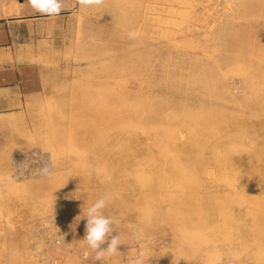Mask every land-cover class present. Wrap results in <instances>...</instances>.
<instances>
[{"label": "rangeland", "instance_id": "obj_1", "mask_svg": "<svg viewBox=\"0 0 264 264\" xmlns=\"http://www.w3.org/2000/svg\"><path fill=\"white\" fill-rule=\"evenodd\" d=\"M181 1L105 0L104 4L99 7L84 8L78 5L76 0H62L63 10L58 16L51 17L36 12L37 14L30 16L29 20L13 28L12 42L0 45V71H6L11 68H18L23 71L22 79L20 78L21 81L19 82L22 86V93L18 95L20 97L18 103L9 105L10 108L3 111L1 110L0 112V264H54L53 259L55 257L58 258V264H128V261L134 258L141 250L145 253L144 264H264V104L261 103L264 102V78H262L264 77V46H262L264 45V34L262 32L264 31V28H262L264 26V0H258V2L257 0H233V2L232 0ZM139 2L142 3L138 4ZM240 2H244L245 5L243 3V6H240ZM150 4L151 7L149 6ZM235 5L241 8H236ZM247 5L253 8H249ZM124 6L127 7V10L124 9ZM243 7L250 10L247 9L246 11ZM241 9H243L241 12L242 15L239 14ZM174 10L175 12H172ZM235 10L237 12L239 11V13H235ZM16 12H19V10H16ZM30 12L35 11L31 8ZM122 12L124 13L123 16ZM256 12L257 14H255ZM133 16L134 21L130 22L129 19ZM250 16L251 19L248 18ZM142 17L143 19L145 17V19L143 20ZM242 24H244L243 27L241 26ZM252 24H254L253 27H251ZM80 25H82V27ZM153 25L157 28H153ZM136 26L141 37L133 40L126 37L129 35H124L123 31L129 33L136 31ZM232 26L235 30L232 29ZM237 26L238 28H236ZM164 27H166L165 31ZM260 27L262 30L259 29ZM101 32L102 34H98ZM236 32L239 33L238 39L234 38ZM105 34L106 38H104ZM144 34L147 37H145ZM253 34L254 36H251ZM261 34H263V37ZM242 36L244 38H242ZM150 37L152 38L151 40ZM233 39L235 43L231 42ZM108 44L111 45L107 48ZM256 46L259 48L256 49ZM181 47L184 48L182 49ZM99 49L102 50L101 54ZM150 50L152 52H149ZM104 51L105 53H103ZM106 53L112 54L107 55ZM103 54H106V56ZM240 54H242V56H240ZM131 55H133V57ZM143 55L147 56L148 59L145 62L144 60L146 58ZM114 57H117V63L120 61L118 66H121L122 69L117 66V63L113 60ZM139 57L142 58L140 61ZM231 57L238 61L233 60ZM242 58L244 60H242ZM91 60L93 62L95 61V64ZM111 60L114 61V64H116L115 66L112 65L113 62H111ZM141 60L143 61L141 62ZM100 61L104 62L101 63ZM124 61L125 63L127 62V65L124 63L121 64V62ZM149 61L151 63L150 65ZM250 61L251 63H249ZM105 62L108 64L105 65ZM237 62H239V65L242 64L241 67H235V65H238ZM130 63L133 65H129ZM256 65L259 66V70ZM110 66L111 70H109ZM176 66L179 67L182 72ZM132 68L136 71H132ZM107 69L109 71H107ZM114 71L118 74L115 73L114 75ZM171 72L173 73L171 74ZM260 72L263 76H261L262 74H260ZM135 73H137V75ZM256 73L258 74V78ZM169 74H171V76ZM177 74L179 76H177ZM185 74L186 76L184 78ZM244 74L246 75L245 78ZM132 75L133 77H130ZM249 75L251 77L256 76V79L252 78L250 81L251 77H249ZM107 76L110 78L109 81ZM121 76L125 77L122 78ZM172 76L175 78L173 77L171 80L170 77ZM181 76L183 78H180ZM117 77L118 79L120 78L118 81L116 79ZM125 78L126 80L128 79L126 82ZM159 78L160 80H158ZM204 78L205 83L203 82L204 80H202ZM129 79L130 82L128 83ZM161 81H163V83ZM254 81L256 82L255 84ZM115 82H117L118 86ZM118 82L122 83L119 85ZM173 82H175L179 88H177L175 84L170 86ZM179 82L182 85H180ZM209 82L211 84H208ZM234 82H237L235 85L237 88H234ZM166 84H168V86ZM207 84L209 87H207ZM256 84L257 86H255ZM7 85H9L8 81L1 84L0 87L3 88ZM126 86H128L130 92L127 91L128 89ZM143 87L147 89L143 90ZM181 87L183 89H181ZM100 88L104 92H100ZM249 88L253 89V91ZM179 89H181V92H178ZM146 90H148L149 93ZM183 90L184 92H182ZM185 90L188 91V93ZM191 90L193 92H190ZM98 91L102 93V95L107 93L103 95H106V98L98 94ZM117 91H119V93ZM124 91L125 93H123ZM137 91H139V95L143 93V96L140 95V97H137ZM255 91L258 97L253 94ZM150 92L152 93L150 94ZM185 92L188 95H186ZM191 93H193V95L190 97ZM123 94H125V96ZM162 94L163 96L161 97ZM234 94L235 96H233ZM123 96L126 98L125 100H123ZM107 97L110 100L107 101L108 104H106V100H108ZM151 97H155L156 99H152ZM163 97H165V99H163ZM166 97H168V100H166ZM247 99H249L250 102L249 100L247 101ZM140 100H143V102ZM162 100H164L165 103ZM111 101H113V103ZM120 101H122V104ZM154 101L158 103L156 102L154 104ZM180 101H182L183 104ZM135 103H138L137 106ZM161 103L167 105L165 106ZM157 104H161V107L158 109L161 110L158 113L155 112L157 111L156 109L154 110ZM103 105L107 107H103ZM159 105L156 108H158ZM260 105L263 107L262 109ZM83 106L85 107L84 110L82 109ZM243 106L246 108L242 110ZM147 107L150 110H147ZM96 108L98 113L95 110ZM101 108L102 110L106 108V110L110 111L107 112V114H114L112 112L113 109L116 114L118 112V115L121 111H126L124 114L125 117L132 114L131 116H133V118H129L131 120L128 119L132 125L130 124L129 127L128 124L130 122L125 125L126 127L116 125L113 122L114 115H111L112 117L110 116L113 119L111 121V119H109L110 117L108 118L110 114L107 115L105 110L103 113ZM173 108H176L175 110L177 112L173 110ZM90 109L92 110L89 111ZM118 109L119 111L116 112ZM182 109L186 110L187 114L183 111L185 116L182 114ZM99 110L102 112L100 113ZM139 110L141 111L139 112ZM178 110L183 116L180 114L178 115ZM193 110L196 113H192ZM164 111L165 113L167 111L169 113L172 111V114H170L173 117L171 118L169 113L165 115V113H163ZM188 111H191L194 118L190 116L191 114L188 115L190 113H188ZM150 112H153V116ZM174 112L182 119H179L177 116L176 119ZM160 113L162 114L160 115ZM122 114L123 113H121L120 116ZM245 114L247 116H245ZM102 115L104 118H100ZM187 115L190 116V118ZM167 116H170L168 117V122L170 121L169 125L165 120ZM187 118L190 120L192 118L191 121H194L191 123L189 120L190 122H188ZM96 119L100 120L98 121ZM89 120L90 122H88ZM184 120H186L187 123L184 122ZM210 120H213L216 125L214 124L213 126ZM158 121L165 122L166 124H159V126L162 125L170 131H161L158 128ZM146 122H148V124ZM133 123L135 125H133ZM144 123L146 124L144 125ZM171 123L176 126L174 127ZM181 123H185L187 126L185 124L180 125ZM91 124L94 126L97 125L94 127L91 126ZM138 124H140L139 127ZM191 124H194L191 126L192 128H190ZM113 125L117 130L114 129ZM200 125L201 127L199 128ZM206 125L208 127H206ZM218 126L219 128H217ZM108 127L111 131L107 130ZM120 127L124 129V132L121 131ZM134 127H136L138 135L137 132L133 130L135 129ZM141 127L143 129H139ZM148 127L153 128H150L151 131H147L149 130ZM100 130L103 132L101 133ZM106 130L108 132H105ZM180 130L182 133L184 131L185 134L180 133ZM186 131H188V134ZM192 132L195 134H192ZM175 133L178 134L180 140L184 139L180 138V134L184 136L187 134L193 138L195 135L196 140L195 138L193 139L189 136H185V139H187V137L190 138V140L189 138L187 141L185 140V143L183 142L184 140H178L177 142L174 140L172 141V139L176 137ZM189 133H191V135ZM124 134L126 135L124 136ZM153 134H157V136ZM212 135L214 137L217 136L216 139H214ZM154 136L155 138L153 139ZM148 137L151 139L149 140ZM208 137H212V140L208 139L210 140V142H208L209 145L204 143L206 142L204 139L207 140ZM161 138L162 140L169 138V143H172L171 145L169 144V149L167 148L168 153L172 154V150L175 145H177L175 148L176 150L174 149L176 153L178 152L175 156L176 158L174 156L172 157L171 154H167V151L163 148V152L167 154V157H165V154L160 150L162 147L159 149V146H163L161 144ZM120 139L124 143L123 146ZM125 139L126 141H124ZM155 141H158L156 146ZM113 142L115 146L112 145ZM163 142L164 141H162V143ZM196 143L199 144V147H197ZM202 143H204V147ZM147 144L150 146L148 145V147ZM200 145H202V148ZM250 146L254 153L250 149ZM170 147L173 149L171 150ZM181 148L182 151L180 152L182 153L179 152ZM197 148L198 150L200 148V151H198ZM214 149L217 150L216 153H214ZM174 150L173 153L175 152ZM196 151H198V154ZM183 152H186L185 156ZM251 152L253 154H251ZM178 154L182 155V158L179 157ZM195 154H197L196 157ZM198 155H200L199 158H197ZM194 157L204 164L201 163L200 165V161H198V164L197 160H195L196 163L194 160L192 161V159H195ZM142 159H144L143 162H141ZM152 159L153 161H151ZM186 159L188 161H186ZM164 161L166 164L169 161V164L166 165ZM173 161L175 165L179 162L178 165H176L177 168H195L196 166L197 170L200 172L203 167L202 171L208 170L211 172L213 170L214 174L217 173V175L215 174L214 176L218 177L213 178L215 181L210 182H214L212 187L217 197L214 200L217 209H215V212L210 218L207 217V224H204V226H197V228L205 227L204 231L206 229H212L209 227L216 226L215 229L217 230L213 228L214 230L212 229L204 232V238H209L207 239L208 241L213 240L215 244H213L214 247L209 243H206L207 245L209 244L207 246L204 242L201 243V241L197 239L201 245L200 250L198 249L199 246H196L198 242L190 244L187 240L184 241L183 237L185 238V235L183 236L181 232L177 235V231L173 229L170 224L163 221V216L160 217L161 213L159 215L158 208L155 210L154 207L157 205L155 202L153 203L151 197L148 201L153 207L148 204L147 198L144 199L143 202L141 199L138 198L137 200V198L134 197V191L136 196L137 183H139L138 179L140 177H143L145 173L151 177L153 175L151 172L155 171L161 164L160 167L166 165L162 168H171L170 164L172 162V167H174ZM18 163H20L19 168L17 167ZM139 163H141L142 168L144 167V172L142 171L143 169L139 172L141 169ZM153 163L154 166H152ZM185 164L188 165L186 166ZM205 164L208 166H204ZM224 164H226L225 168L228 169H226L227 171L225 172ZM134 165L135 168H133ZM149 166H152V168L149 169L150 171L148 170ZM45 167L49 168L51 173L49 175L38 174V170ZM136 168L139 170H136ZM145 169L147 170L145 171ZM152 169L154 170L152 171ZM233 169L237 174L232 171ZM197 170L193 172H198ZM214 170L216 172H214ZM149 172L151 174H148ZM231 172L233 173L232 175ZM238 173H241V175ZM250 173H252L253 176L251 175L250 177ZM146 176H144L145 180L148 179ZM240 176L242 177L241 179ZM244 176L249 177L251 181H249V178L245 179ZM235 177H237L238 180ZM217 181L218 183H215ZM236 181L239 183H236ZM243 181L246 182L244 183ZM256 185L258 186L256 187ZM133 188L135 190H133ZM29 190L30 192L27 193ZM254 190L256 194H259L258 196L263 198L261 199L259 197L260 200L256 198L254 201L252 199L245 200L244 198H246V195L249 194L248 196H251L254 194ZM260 193H262V195H260ZM105 194H110L111 200L107 203L106 208L103 210V214L112 218L113 235L119 234L122 245L118 246L119 253L113 257L105 256V259L100 262L96 261V253L87 246L83 239L86 234L87 220L85 215L87 208ZM148 196L149 195L146 197ZM210 200V197H204V202L202 201L201 203L202 205H205L203 203L208 205ZM248 201H251V203ZM140 202L143 203L141 204ZM145 203L147 205H145ZM146 213L148 215L150 214V217H148ZM259 216L260 218H258ZM147 218L151 220L149 221ZM160 218H162L163 224L159 222L161 221L159 220ZM226 218H228L227 221ZM194 220L195 222L198 221L196 219ZM254 220L256 221L254 223L255 225L251 228V224H253ZM146 221L151 223L149 224ZM146 223L149 225L146 226ZM244 223L248 224H246L247 227ZM151 224L152 226L155 224L158 225L151 227ZM243 224L246 228L241 226ZM162 225L163 227H161ZM170 226L175 231V235ZM205 233H208V235ZM224 233L226 236L223 235ZM233 233L237 236L235 237ZM174 236L175 239L172 238ZM224 238L228 242L226 240L224 241ZM57 239L61 240L60 245H56L55 241ZM250 240H253L254 243ZM229 241L232 242L229 243ZM225 242H227V244ZM244 242L245 244H243ZM101 247L106 248L107 242ZM209 247H213L212 250L210 249L208 251ZM176 248L178 249L174 251Z\"/></svg>", "mask_w": 264, "mask_h": 264}, {"label": "bare ground", "instance_id": "obj_2", "mask_svg": "<svg viewBox=\"0 0 264 264\" xmlns=\"http://www.w3.org/2000/svg\"><path fill=\"white\" fill-rule=\"evenodd\" d=\"M181 1V0H180ZM183 1V0H182ZM181 1V2H182ZM190 1V0H189ZM226 1V0H225ZM235 1H237V0H235ZM232 2H233V0H232ZM248 2H250V1H248ZM257 2H258V0H257ZM126 3V2H125ZM140 3H142V2H139L138 4H140ZM186 3V2H185ZM185 3H183V4H185ZM188 3V2H187ZM238 3H239V1H238ZM241 3V2H240ZM244 3V2H243ZM243 3H241V5L240 6H243L242 4ZM252 3V2H251ZM235 4V3H234ZM234 4H233V7H234ZM250 4V3H249ZM239 5V4H238ZM244 5H245V3H244ZM257 5H258V3H257ZM264 5V4H263ZM129 6H131V5H129ZM128 6V7H129ZM150 7H151V4L149 5ZM173 6V5H172ZM236 6V5H235ZM249 5H247V7H248ZM152 7H154V6H152ZM239 8V6H236V8ZM251 6H249V8H250ZM117 8H119V7H117ZM127 7L126 6H124V9L125 10H127L126 9ZM138 8V7H137ZM139 8H140V5H139ZM174 8H176V7H174ZM235 8V7H234ZM241 8V7H240ZM239 8V9H240ZM243 8H245V7H243ZM251 8H253V7H251ZM261 8V7H260ZM132 9V8H131ZM168 9H170V8H168ZM167 9V10H168ZM247 9L248 8H245V10L247 11ZM256 9V8H255ZM142 10V9H141ZM146 10V9H145ZM177 10V9H176ZM179 10V9H178ZM248 10H250V9H248ZM253 10V9H252ZM262 10V9H261ZM123 11V10H122ZM157 11V10H156ZM170 11V10H169ZM243 11V9H241V11H240V13H239V11L237 12L236 10L234 11L235 13H239V14H241V12ZM257 11V10H256ZM138 12V11H137ZM172 12H175V10L174 11H172ZM182 12H184V11H182ZM254 12H255V10H254ZM259 12V11H258ZM123 13V12H122ZM142 13V12H141ZM232 13V12H231ZM249 13V12H248ZM260 13V12H259ZM126 14V13H125ZM132 14V13H131ZM146 14V13H145ZM150 14V13H149ZM169 14V13H168ZM176 14V13H175ZM234 14V13H233ZM252 14V13H251ZM250 14V15H251ZM255 14H257V12L255 13ZM124 15V13L122 14V16ZM234 15H236V14H234ZM233 15V16H234ZM242 15V14H241ZM135 16V15H134ZM134 16L133 17H131L130 19H129V21L130 22H133L134 21ZM144 16V15H143ZM146 16V15H145ZM254 16V15H253ZM257 16V15H256ZM264 16V15H263ZM148 17V16H147ZM154 17V16H153ZM238 17V16H237ZM247 17V16H246ZM258 17V16H257ZM113 18H114V16H113ZM168 18V17H167ZM176 18V17H175ZM233 18V17H232ZM248 18H250L251 19V16L250 17H248ZM259 18H260V16H259ZM261 18H262V16H261ZM142 19H143V17H142ZM144 19H145V17H144ZM143 19V20H144ZM154 19H155V17H154ZM233 19H235V18H233ZM238 19V18H237ZM241 19H243V18H241ZM253 19V18H252ZM99 20V19H98ZM102 20V19H101ZM167 20V19H166ZM240 20V19H239ZM145 21H147V20H145ZM242 21V20H241ZM150 22V21H149ZM152 22V21H151ZM169 22V21H168ZM172 22V21H171ZM177 22V21H176ZM233 22V21H232ZM239 22V21H238ZM237 22V23H238ZM89 23V22H88ZM106 23H108V22H106ZM139 24H140V20H139ZM138 24V25H139ZM175 24H177V23H175ZM178 24H179V22H178ZM234 24V23H233ZM232 24V25H233ZM236 24V23H235ZM258 24V23H257ZM256 24V25H257ZM264 24V23H263ZM111 25V24H110ZM150 25V24H149ZM184 25V24H183ZM243 25L244 24H242L241 26L243 27ZM253 25L254 24H252V26L251 27H253ZM255 25V26H256ZM262 25V24H261ZM81 27H82V25H80ZM107 26V25H106ZM139 26H141V25H139ZM236 26V25H235ZM79 27V26H78ZM84 27V26H83ZM112 27V26H111ZM110 27V28H111ZM124 27V26H123ZM156 26H154L153 25V28H155ZM160 27V26H159ZM178 27V26H177ZM191 27V26H190ZM248 27V26H247ZM113 28V27H112ZM119 28V27H118ZM122 28V27H121ZM157 28V27H156ZM165 28L166 27H164V31H165ZM236 28H238V26L236 27ZM249 28H250V26H249ZM262 28H264V26L262 27ZM138 29H139V27H138ZM168 29V28H167ZM180 29V28H179ZM232 29H234L233 28V26H232ZM245 29V28H244ZM248 29V28H247ZM259 29H261V27L259 28ZM113 30V29H112ZM116 30V29H115ZM114 30V31H115ZM235 30V29H234ZM250 30V29H249ZM254 30V29H253ZM262 30V29H261ZM106 31V30H105ZM136 31H137V26H136ZM139 31V30H138ZM177 31V30H176ZM251 31V30H250ZM260 31V30H259ZM87 32V31H86ZM90 32V31H89ZM88 32V33H89ZM103 32V31H102ZM102 32L101 33H98V34H102ZM124 32V35H129V32H126V31H123ZM122 32V33H123ZM151 32V31H150ZM153 32H154V29H153ZM247 32V31H246ZM252 32V31H251ZM263 32V34H264V31H262ZM261 32V33H262ZM87 33V34H88ZM107 33H108V30H107ZM111 33V32H110ZM120 33V32H119ZM142 33V32H141ZM168 33V32H167ZM115 34V33H114ZM114 34H112V35H114ZM162 34V33H161ZM182 34V33H181ZM251 34V33H250ZM254 34H257V33H254ZM254 34L253 35H251V36H254ZM263 34H261V36L263 35ZM78 35V34H77ZM123 35V34H122ZM145 35V34H144ZM248 35H249V33H248ZM90 36L92 37V35L90 34ZM168 36V35H167ZM231 36H232V33H231ZM230 36V37H231ZM82 37H83V35H82ZM82 37H81V40H82ZM90 37V38H91ZM126 37H129V36H126ZM141 37V36H140ZM145 37H147L146 35H145ZM241 37V36H240ZM263 37V36H262ZM261 37V38H262ZM95 38V37H94ZM104 38H106V34H105V37ZM121 38H123V37H121ZM234 38L235 39H238L239 38V33H235L234 34ZM242 38H244L243 36H242ZM93 39V38H92ZM152 38L150 37V40H151ZM246 39V38H245ZM251 39V38H250ZM255 39V38H254ZM263 39V38H262ZM261 39V40H262ZM94 40V39H93ZM134 40V39H133ZM149 40V41H150ZM168 40H169V38H168ZM186 40V39H185ZM257 40V39H256ZM260 40V41H261ZM83 41V40H82ZM122 41V40H121ZM142 41V40H141ZM153 41V40H152ZM171 41V40H170ZM235 40L233 39L231 42H234ZM239 41H240V39H239ZM244 41V40H243ZM242 41V42H243ZM255 41V40H254ZM129 42V41H128ZM136 42V41H135ZM144 42V41H143ZM151 42V41H150ZM247 42V41H246ZM252 42V41H251ZM258 42V41H257ZM99 43V42H98ZM108 43V42H107ZM140 43V42H139ZM191 43V42H190ZM235 43V42H234ZM255 43V42H254ZM260 43V42H259ZM135 44V43H134ZM143 44V43H142ZM153 44V43H152ZM107 45V44H106ZM109 45H111V44H108V46H107V48L108 47H110ZM123 45H125V44H123ZM122 45V46H123ZM139 45V44H138ZM141 45V44H140ZM151 45V44H150ZM234 45V44H233ZM240 45V44H239ZM250 45V44H249ZM252 45H254V44H252ZM113 46V45H112ZM117 46V45H116ZM149 46V45H148ZM176 46V45H175ZM196 46V45H195ZM241 46V45H240ZM242 46H243V43H242ZM255 46V45H254ZM262 46H264V45H262ZM137 47V46H136ZM179 47V46H178ZM100 48V47H99ZM146 48V47H145ZM151 48H153V47H151ZM182 48V47H181ZM184 48V47H183ZM182 48V49H183ZM259 48V47H258ZM257 48V46H256V49H258ZM101 49V48H100ZM99 49V50H100ZM116 49V48H115ZM132 49V48H131ZM154 49V48H153ZM171 49V48H170ZM173 49V48H172ZM180 49V48H179ZM234 49V48H233ZM244 49V48H243ZM250 49V48H249ZM103 50H105V49H103ZM109 50H111V49H109ZM119 50V49H118ZM122 50V49H121ZM141 50V49H140ZM101 51L102 50H100V54H101ZM120 51V50H119ZM130 51V50H129ZM134 51V50H133ZM240 51V50H239ZM238 51V52H239ZM246 51H248V50H246ZM254 51V50H253ZM256 51V50H255ZM263 51V50H262ZM98 52V51H97ZM109 52V51H108ZM111 52V51H110ZM149 52H152L151 50L149 51ZM180 52V51H179ZM251 52V51H250ZM91 53V52H90ZM103 53H105V51L103 52ZM122 53V52H121ZM178 53V52H177ZM246 53V52H245ZM89 54V53H88ZM99 54V53H98ZM99 54V55H100ZM107 54V53H106ZM106 54H103V55H105L106 56ZM108 54H112V53H108ZM107 54V55H108ZM145 54H147V53H145ZM171 54V53H170ZM239 54V53H238ZM237 54V55H238ZM254 54H255V52H254ZM264 54V53H263ZM122 55V54H121ZM126 55V54H125ZM179 55V54H178ZM233 55H234V53H233ZM236 55V54H235ZM244 55V54H243ZM248 55V54H247ZM250 55H251V53H250ZM120 56V55H119ZM132 57H133V55H131ZM136 56V55H135ZM143 56H145V55H143ZM150 56V55H149ZM167 56V55H166ZM240 56H242V54H240ZM246 56V55H245ZM85 57V56H84ZM95 57V56H94ZM97 57H99V56H97ZM137 57V56H136ZM178 57V56H177ZM236 57V56H235ZM253 57V56H252ZM87 58V57H86ZM116 58L117 57H114V61H115V63H117L116 62ZM127 58V57H126ZM125 58V59H126ZM135 58V57H134ZM138 58V57H137ZM144 58V57H143ZM145 60H144V62L146 61V60H148L147 59V56H145ZM232 58V57H231ZM251 58V57H250ZM78 59V58H77ZM88 59H90V58H88ZM108 59V58H107ZM112 59V58H111ZM136 59V58H135ZM140 59H142V58H140L139 57V61H140ZM151 59V58H150ZM233 60H236V61H238L237 59H234V58H232ZM248 59H249V56H248ZM124 60V59H123ZM123 60H121V61H123ZM131 60H132V58H131ZM138 60V59H137ZM159 60V59H158ZM242 60H244L243 58H242ZM253 60V59H252ZM92 61V60H91ZM114 61H112L111 60V62H113V66H115L116 64H114ZM127 61V60H126ZM135 61V60H134ZM133 61V62H134ZM143 60H141V62H142ZM241 61V60H240ZM260 61V60H259ZM93 62V61H92ZM95 62V61H94ZM93 62V63H94ZM101 63H103L102 61H100ZM108 62H109V60H108ZM120 62V61H119ZM119 62L117 63V66L119 65ZM136 62V61H135ZM143 62V63H144ZM151 62H153V61H151ZM258 62V61H257ZM99 63V62H98ZM110 63V62H109ZM122 63H124V64H126L127 65V62L125 63V61L124 62H121V64ZM143 63H141V64H143ZM148 63V62H147ZM165 63V62H164ZM239 62H237V64H238ZM249 63H251V61L249 62ZM95 64V63H94ZM106 64H108V63H106L105 62V65ZM136 64H137V62H136ZM151 63H150V61H149V65H150ZM93 65V64H92ZM104 65V66H105ZM126 65H124L125 67H127ZM129 65H133L132 63H130ZM129 65H128V67H129ZM145 65H147V64H145ZM154 65V64H153ZM152 65V66H153ZM242 65V64H241ZM241 65H235V67L237 68V67H241ZM248 65V64H247ZM259 65V64H258ZM258 65H256V67L258 68L259 66ZM95 66V65H94ZM101 66H102V64H101ZM108 66V65H107ZM123 66V65H122ZM140 66V65H139ZM169 66V65H168ZM246 66V65H245ZM119 67V66H118ZM130 67H132V66H130ZM134 67V66H133ZM136 67V66H135ZM170 67V66H169ZM177 67V66H176ZM181 67V66H180ZM229 67V66H228ZM243 67V66H242ZM256 67H255V69H256ZM105 68V67H104ZM119 68H121L122 69V67L120 66ZM143 68V67H142ZM146 68H148V67H146ZM150 68H152V67H150ZM178 69H180L179 67H177ZM182 68V67H181ZM235 68V69H236ZM106 69V68H105ZM113 69V68H112ZM120 69V70H121ZM125 69V68H124ZM129 69H131V68H129ZM136 69V68H135ZM173 69V68H172ZM184 69V68H183ZM244 69V68H243ZM260 69H261V66H260ZM102 70H103V68H102ZM109 70H111V66H110V68H109ZM108 69H107V71H109ZM119 70V69H118ZM119 70V71H120ZM258 70H259V68H258ZM63 71V70H62ZM70 71H72V70H70ZM69 71V72H70ZM118 71V72H119ZM122 71V70H121ZM129 71V70H128ZM132 71H136V70H133V68H132ZM172 71V70H171ZM180 71H181V69H180ZM244 71V70H243ZM122 72H124V71H122ZM138 72V71H137ZM145 72V71H144ZM144 72H143V74H144ZM168 72V71H167ZM166 72V74L168 75V73ZM179 72V71H178ZM182 72V71H181ZM180 72V73H181ZM258 72V71H257ZM105 73H106V71H105ZM115 73H117V72H115L114 71V75H115ZM133 73V72H132ZM139 73V72H138ZM165 73V72H164ZM173 72H171V74H172ZM184 73V72H183ZM240 73V72H239ZM244 73V72H243ZM118 74V73H117ZM136 75H137V73H135ZM142 74V75H143ZM146 74V73H145ZM154 74V73H153ZM171 74H169L170 76H171ZM260 74H262L261 72H260ZM111 75V74H110ZM123 75V74H122ZM167 75H165V76H167ZM255 75V74H254ZM113 76V75H112ZM128 76V75H127ZM135 76V75H134ZM162 76V75H161ZM175 76H176V73H175ZM177 76H179L178 74H177ZM183 76V75H182ZM180 77V78H183V77ZM185 76H186V74L184 75V78H185ZM239 76H240V74H239ZM256 76H257V78H258V74L256 73ZM255 76V77H256ZM261 76H263V74L261 75ZM108 77V76H107ZM122 77V76H121ZM125 76H123L122 78H124ZM130 77H133V75L132 76H130ZM144 77V76H143ZM149 77V76H148ZM174 76H172V77H170L171 78V80H172V78H173ZM246 77V75L244 74V78ZM249 77H251L250 75H249ZM254 76L253 77H251L250 78V81L252 80V78H255ZM121 78V79H122ZM175 78V77H174ZM178 78V77H177ZM240 78V77H239ZM262 78H264V77H262ZM106 79V78H105ZM113 79V78H112ZM115 79V78H114ZM117 79V81L120 79H118V77L116 78ZM131 79V78H130ZM130 79H129V81H128V83L130 82ZM140 79V78H139ZM146 79V78H145ZM148 79V78H147ZM256 79V78H255ZM260 79H261V77H260ZM259 79V80H260ZM110 80V78L108 77V81ZM128 80V79H127ZM126 80V78H125V82L127 81ZM158 80H160V78L158 79ZM163 80V79H162ZM168 80H169V77H168ZM167 80V81H168ZM202 80H204L203 82L205 83V78L204 79H202ZM254 80V79H253ZM258 80V79H257ZM112 81H114V80H112ZM116 81V80H115ZM121 81V80H120ZM143 81V80H142ZM122 82H123V80H122ZM122 82H118L119 83V85L122 83ZM139 82H140V80H139ZM144 82H146V81H144ZM158 82V81H157ZM162 83H163V81H161ZM181 82V81H180ZM179 82V83H180ZM183 82H184V79H183ZM207 82V81H206ZM240 82V81H239ZM242 82V81H241ZM245 82V81H244ZM246 82H248V81H246ZM258 82V81H257ZM116 84H117V82H115ZM114 83V84H115ZM156 83V82H155ZM158 83H160V82H158ZM166 83H168V82H166ZM170 83V82H169ZM178 83V84H179ZM186 83V82H185ZM184 83V84H185ZM235 83V82H234ZM237 83V82H236ZM236 83L235 84H233L234 85V88H237V87H235V85H236ZM251 83H253V82H251ZM250 83V84H251ZM256 82L254 81V84H255ZM109 84H111V83H109ZM115 84V85H116ZM126 84V83H125ZM173 84H175V82H173V83H171L170 84V86H172ZM208 84H211L210 82L208 83ZM207 84V87H209V85ZM111 85H113V84H111ZM114 85V86H115ZM128 85V84H127ZM157 85V84H156ZM167 86H168V84H166ZM176 85V84H175ZM180 85H182L181 83H180ZM196 85V84H195ZM239 85V84H238ZM245 85V84H244ZM110 86V85H109ZM117 86H118V84H117ZM116 86V87H117ZM142 86V85H141ZM149 86H151V85H149ZM177 86V85H176ZM255 86H257V84L255 85ZM259 86V85H258ZM120 87V86H119ZM122 87V86H121ZM127 87V89H128V86H126ZM151 87H153V86H151ZM192 87V86H191ZM190 87V88H191ZM197 87H198V85H197ZM226 87V86H225ZM240 87H241V84H240ZM240 87H238V88H240ZM249 87H250V85H249ZM252 87H254V86H252ZM140 88V87H139ZM144 88V87H143ZM142 88V89H143ZM168 88V87H167ZM173 88V87H172ZM177 88H179V86H177ZM195 88V87H194ZM199 88V87H198ZM198 88H196V89H198ZM201 88V87H200ZM258 88V87H257ZM101 89V88H100ZM108 89H109V87H108ZM123 89H126V88H123ZM126 89V90H127ZM145 89H147V88H144L143 90H145ZM181 89H183L182 87H181ZM181 89H179V91L178 92H181L180 90ZM185 89V88H184ZM241 89V88H240ZM250 89V88H249ZM117 90V89H116ZM132 90V89H131ZM139 90V89H138ZM143 90H141V91H143ZM169 90V89H168ZM178 90V89H177ZM192 90H193V87H192ZM190 91V92H193V91ZM234 90H236V89H234ZM251 91H253V89H250ZM258 90V89H257ZM101 91H103L102 89L100 90V92ZM108 91H110V90H108ZM128 92H130L129 91V89L127 90ZM126 91V92H127ZM136 91V90H135ZM146 91H148V90H146ZM145 91V92H146ZM170 91H172V90H170ZM186 91V90H185ZM195 91V90H194ZM201 91V90H200ZM104 92V91H103ZM111 92V91H110ZM118 93H119V91H117ZM127 92V93H128ZM174 92H176V91H174ZM182 92H184V90L182 91ZM187 93H188V91H186ZM186 92H185V94H186ZM190 92H189V94H190ZM197 92H198V90H197ZM209 92H211V91H209ZM258 92V91H257ZM114 93V92H113ZM116 93V92H115ZM118 93H116L117 95H119ZM123 93H125V91L123 92ZM126 93V94H127ZM139 93V91H137L136 92V94H138ZM147 93V92H146ZM148 93H149V91H148ZM152 92H150V94H151ZM195 93V92H194ZM223 93V92H222ZM98 94H100V95H102V93H99V91H98ZM104 94H107V93H104ZM103 94V95H104ZM143 93H140V95H142ZM181 94V93H180ZM184 94V93H183ZM196 94V93H195ZM209 94V93H208ZM251 94V93H250ZM254 95H256L257 93H256V91H255V93H253ZM252 94V95H253ZM259 94V93H258ZM102 95V96H103ZM115 95V94H114ZM124 96H125V94H123ZM127 95H130V94H127ZM140 95L138 94V96L137 97H140ZM186 95H188V94H186ZM193 95V93H191V95H190V97ZM246 95H248V94H246ZM260 95V94H259ZM106 96V95H105ZM105 96H103V97H105ZM113 96V95H112ZM123 96V100H125L126 98ZM143 96V95H142ZM147 96V95H146ZM149 96V95H148ZM151 96V95H150ZM153 96V95H152ZM155 96V95H154ZM159 96V95H158ZM163 96V94L161 95V97ZM201 96V95H200ZM208 96V95H207ZM233 96H235V94L233 95ZM262 96V95H261ZM99 97V96H98ZM127 97V96H126ZM131 97H133V96H131ZM135 97V96H134ZM188 97V96H187ZM186 97V98H187ZM190 97H188V98H190ZM249 97H252V96H249ZM256 97H258V95H256ZM101 98V97H100ZM106 98V97H105ZM143 98V97H142ZM152 98V97H151ZM153 98H155V97H153ZM152 98V99H153ZM168 97H166V100H168L167 99ZM219 98V97H218ZM223 98V97H222ZM246 98V97H245ZM107 99L108 100H106V104H108L107 103V101H110L109 100V98L107 97ZM112 99H113V97H112ZM118 99V98H117ZM131 99V98H130ZM129 99V100H130ZM138 99H140V98H138ZM156 99V98H155ZM163 99H165V97H163ZM192 99V98H191ZM213 99V98H212ZM238 99V98H237ZM102 100H104V99H102ZM119 100V99H118ZM121 100V99H120ZM134 100H135V98H134ZM150 100V99H149ZM193 100V99H192ZM219 100V99H218ZM240 100V99H239ZM249 99H247V101H248ZM264 100V99H263ZM137 101V100H136ZM140 101H142L143 102V100H140ZM139 101V102H140ZM158 101V100H157ZM157 101H154V104L157 102ZM163 102H164V100H162ZM112 103H113V101H111ZM114 102H116V101H114ZM121 102V104H122V101H120ZM138 102V103H139ZM158 102H160V101H158ZM157 102V103H158ZM182 104H183V102L182 101H180ZM192 102V101H191ZM241 102H243V101H241ZM249 102H250V100H249ZM97 103V102H96ZM99 103V102H98ZM101 103V102H100ZM137 103V104H138ZM165 103V102H164ZM180 103V104H181ZM206 103V102H205ZM236 103V102H235ZM248 103V102H247ZM261 103H263L264 104V102H261ZM136 104V103H135ZM137 104H136V106H137ZM148 104H150V103H148ZM162 105H165V104H163V103H161ZM160 104V105H161ZM241 104V103H240ZM239 104V105H240ZM116 105V104H115ZM118 105V104H117ZM128 105V104H127ZM126 105V106H127ZM133 105V104H132ZM159 104H157L156 105V107L158 106ZM159 105V107L158 108H154V110L156 109L157 111H155V112H159L160 110H158L161 106ZM167 105V104H166ZM165 105V106H166ZM169 105V104H168ZM235 105V104H234ZM236 105H237V103H236ZM235 105V106H236ZM102 106V105H101ZM100 106V107H101ZM112 106V105H111ZM122 106V105H121ZM147 106H149V105H147ZM154 106V105H153ZM181 106V105H180ZM217 106V105H216ZM79 107V106H78ZM97 107H98V105H97ZM103 107H107L106 105L104 106L103 105ZM123 107V106H122ZM144 107V106H143ZM142 107V108H143ZM248 107V106H247ZM260 107H261V109L263 108L261 105H260ZM112 108H113V106H112ZM111 108V109H112ZM115 108V107H114ZM224 108V107H223ZM244 108H246V107H242V110L244 109ZM83 110L85 109V107L83 106V108H82ZM98 109H99V107H98ZM115 109H117V108H115ZM126 109V108H125ZM145 109V108H144ZM149 108L147 107V110H148ZM172 109V108H171ZM176 109V108H175ZM174 108H173V110H175ZM185 109V108H184ZM184 109H182V114L184 113L183 111H185V114H187L186 113V110H184ZM79 110H81V109H79ZM92 109H90L89 111H91ZM96 111H97V108L95 109ZM101 110H102V108H101ZM99 110V112L101 113L102 111H103V113H104V110H105V112H106V114H107V112H110V111H108V110H106V108L104 109V110ZM123 110V109H122ZM146 110V109H145ZM150 110V109H149ZM168 110V109H167ZM233 110V109H232ZM251 110V109H250ZM115 110L113 109L112 110V112L114 113V114H110V113H108L107 115H109L108 116V118L111 116V115H114V120L110 117L109 119H111V121L113 120V122L116 124V125H119V126H125V125H127V123L128 122H130L129 120H131V119H129V118H133V116H131V115H127L128 117H125V112L126 111H121V109H120V114L121 113H123L121 116H120V114L118 115V112L117 111H119V109L118 110H116V112H117V114L114 112ZM141 110H139V112H140ZM153 111V110H152ZM169 111H170V109H169ZM176 111V110H175ZM241 111V110H240ZM252 111V110H251ZM79 112V111H78ZM132 112V111H131ZM135 112V111H134ZM133 112V113H134ZM154 112V113H155ZM172 112V111H171ZM170 112V113H171ZM177 112V111H176ZM180 111L178 110V115L180 114L179 113ZM190 112V113H189ZM236 112V111H235ZM234 112V113H235ZM242 113H244L243 111H241ZM259 112V111H258ZM82 113H83V111H82ZM92 113V112H91ZM97 113H98V111H97ZM102 113V114H103ZM130 113V112H129ZM150 113H152V116H153V112H150ZM156 113V114H157ZM163 113H165V111L163 112ZM167 113H169L168 111L165 113V115H167ZM169 113V114H170ZM175 113V112H174ZM188 115H190V116H192V113H196L194 110H193V112L191 113V111H188ZM227 113V112H226ZM246 113V112H245ZM93 114V113H92ZM127 114V113H126ZM149 114V113H148ZM162 113H160V115H161ZM172 114V113H171ZM170 114V116H171V118L173 117L172 115ZM185 114H183L184 116H185ZM247 114V113H246ZM245 114V116H247ZM253 114H255V113H253ZM101 115V114H100ZM138 115H139V113H138ZM150 115V114H149ZM158 115V114H157ZM156 115V116H157ZM164 115V116H165ZM181 115V114H180ZM183 115H181V116H183ZM187 115V116H188ZM195 115V114H194ZM197 115H199V114H197ZM244 115V114H243ZM249 115V114H248ZM136 116V115H135ZM142 116V115H141ZM151 116V115H150ZM151 116V117H152ZM159 116V115H158ZM170 116H167L166 118L167 119H165L167 122H168V117H170ZM176 113H175V118H176ZM180 116V117H181ZM190 116H188L189 118H190ZM196 116V115H195ZM91 117V116H90ZM104 118L103 117V115L102 116H100V118ZM160 117V116H159ZM178 117V116H177ZM197 117V116H196ZM199 117V116H198ZM94 118V117H93ZM92 118V119H93ZM96 118H97V115H96ZM107 118V117H106ZM135 118V117H134ZM140 118V117H139ZM149 118V117H148ZM179 118V117H178ZM185 118V117H184ZM192 118H194L193 116H192ZM192 118H191V120H192ZM92 119H90V120H92ZM129 119V120H128ZM170 119V118H169ZM177 119V118H176ZM179 119H182V118H179ZM188 119V118H187ZM186 119V120H187ZM195 119H197V118H195ZM250 119V118H249ZM90 120L88 121V122H90ZM96 120H98V119H96ZM100 120V119H99ZM98 120V121H99ZM135 120V119H134ZM137 120H139V119H137ZM160 120V119H159ZM186 120H184V122H186ZM190 119H188V122H190L189 121ZM95 121V120H94ZM152 121V120H151ZM150 121V122H151ZM176 121V120H175ZM194 121V120H193ZM193 121H191V123L193 122ZM211 121V120H210ZM234 121H236V120H234ZM102 122V121H101ZM112 122V123H113ZM149 122V123H150ZM157 122V121H156ZM182 122V121H181ZM195 122H197V121H195ZM212 123H213V126H214V124L216 125V123H214L213 122V120L211 121ZM211 122H209V123H211ZM87 123V122H86ZM99 123V122H98ZM108 123V122H107ZM113 123V124H114ZM147 124H148V122H146ZM146 123H144V125L146 124ZM154 123V122H153ZM163 123H165V122H160V121H158V128L161 130V131H163V132H167L168 131V129L166 128V127H164V126H159V124H163ZM169 123H170V121L168 122V125H169ZM187 123V122H186ZM93 124H94V122H93ZM100 124V123H99ZM98 124V125H99ZM105 124V123H104ZM130 124H131V122L128 124L129 125V127H130ZM141 124H143V123H141ZM166 124V123H165ZM172 124V123H171ZM183 123H181L180 125H182ZM185 124V123H184ZM183 124V125H184ZM190 124V123H189ZM218 124V123H217ZM97 125V124H96ZM95 125V126H96ZM132 125V124H131ZM133 125H135L134 123H133ZM139 125L140 124H138V127H139ZM173 125V124H172ZM180 125H179V127H180ZM186 125V124H185ZM194 125V124H193ZM192 124L190 125V128H192L191 126H193ZM210 125V124H209ZM221 125V124H220ZM250 125V124H249ZM89 126V125H88ZM91 126H94V125H92L91 124ZM94 126V127H95ZM100 126V125H99ZM114 126V125H113ZM113 126H111V127H113ZM142 126V125H141ZM174 127L176 126V125H173ZM187 126V125H186ZM196 126V125H195ZM256 126V125H255ZM126 127V126H125ZM128 127V128H129ZM146 127V126H145ZM185 127V126H184ZM201 127V125L199 126V128ZM206 127H208L207 125H206ZM210 127V126H209ZM242 127V126H241ZM244 127V126H243ZM98 128V127H97ZM127 128V129H128ZM135 129H133V130H135L136 131V127H134ZM149 128V127H148ZM150 128H153V127H150ZM150 128H149V130H147V131H151L150 130ZM169 128V127H168ZM177 128V127H176ZM181 128V127H180ZM179 128V129H180ZM193 128H195V127H193ZM217 128H219V126L217 127ZM114 129H116L115 128V126H114ZM120 129H121V131H123L124 132V129L123 128H121L120 127ZM139 129H143L142 127L141 128H139ZM145 129V128H144ZM174 129V128H173ZM178 129V130H179ZM185 129H186V127H185ZM207 129V128H206ZM210 129H211V127H210ZM209 129V130H210ZM216 129V128H215ZM257 129V128H256ZM102 130V129H101ZM101 130H100V132H101ZM108 131H111V129L109 130V127H108V129H107ZM105 131V132H108V131ZM112 130H113V128H112ZM117 130V129H116ZM132 130V131H133ZM138 130V129H137ZM172 130V129H171ZM181 130H184V129H181ZM180 130V131H181ZM194 131H196L195 129H193ZM199 130V129H198ZM212 130V129H211ZM239 130V129H238ZM127 131V130H126ZM125 131V132H126ZM145 131H146V129H145ZM155 131H157V130H155ZM170 131V130H169ZM168 131V132H169ZM179 131V132H180ZM185 131V130H184ZM184 131H183V133H182V131L180 132V133H182V134H185L184 133ZM191 131V130H190ZM208 131V130H207ZM216 131V130H215ZM103 132V131H102ZM101 132V133H102ZM122 132V133H123ZM137 132V131H136ZM173 132V131H172ZM175 132V131H174ZM179 132H177V133H179ZM187 132V134H188V131H186ZM226 132V131H225ZM122 133H121V135H122ZM127 133H129V132H127ZM142 133H143V130H142ZM152 133V132H151ZM151 133H149V134H151ZM155 133V132H154ZM171 133V132H170ZM177 133H175L176 134V137H175V139H172V141L174 140V141H178V140H180L179 139V136H178V134ZM202 133V132H201ZM248 133V132H247ZM93 134H96V133H93ZM120 134V133H119ZM134 134H136V133H134ZM164 134V133H163ZM174 134V133H173ZM185 135V136H189V135ZM190 135H191V133H189ZM192 134H195V133H193L192 132ZM197 134V133H196ZM203 134V133H202ZM210 134V133H209ZM250 134V133H249ZM126 134H124V136H125ZM128 135V134H127ZM132 135V134H131ZM137 135H138V132H137ZM153 135H155V134H153ZM164 135H166V134H164ZM197 135H199V134H197ZM206 135V134H205ZM211 135V134H210ZM214 135V134H213ZM212 135V136H213ZM228 135V134H227ZM140 136H142V135H140ZM139 136V137H140ZM155 136H157V134L155 135ZM155 136L153 137V139L155 138ZM178 136V137H177ZM184 135H181L180 134V138H184V139H181V140H184L183 142L185 143L186 141H187V139L190 137V138H193V137H191V136H189V137H187V139H185L186 137H185ZM209 136V135H208ZM229 136V135H228ZM119 137V136H118ZM160 137V136H159ZM174 137V136H173ZM206 137V136H205ZM214 137V136H213ZM217 137V136H216ZM216 137H214V139H216ZM242 137V136H241ZM149 138V137H148ZM158 138V137H157ZM163 138V137H162ZM162 138H161V144L163 145V146H159V149H160V147H162V149H160L162 152H163V148L165 149V151H167V148L169 149V138H167V139H164V140H162ZM178 138V139H177ZM190 138H189V140H190ZM194 138H195V140H196V137H195V135H194ZM193 138V139H194ZM198 138V137H197ZM203 138V137H202ZM212 138V137H211ZM210 137H208L207 138V140L206 139H204L206 142H204V143H207V145H209L208 144V142H210V140H208V139H211ZM223 138V137H222ZM117 139V138H116ZM129 139V138H128ZM134 139V138H133ZM151 138H149V140H150ZM177 139V140H176ZM200 139V138H199ZM243 139V138H242ZM258 139V138H257ZM121 140V139H120ZM138 140H139V138H138ZM158 140H160V139H158ZM180 140V141H181ZM186 140V141H185ZM212 140V139H211ZM251 140V139H250ZM254 140V139H253ZM124 141H126V139L124 140ZM162 141H164L163 143H162ZM191 141H192V139H191ZM198 141V140H197ZM214 141V140H213ZM264 141V140H263ZM121 142H122V146L124 145V143H123V141L121 140ZM158 142V141H157ZM156 141H155V146H156V143H157ZM190 142V141H189ZM200 142H201V140H200ZM217 142V141H216ZM255 142V141H254ZM160 143V142H159ZM195 143V142H194ZM194 143H192V144H194ZM204 143H202V145L204 144ZM111 144V143H110ZM127 144V143H126ZM135 144H136V142H135ZM172 144V143H171ZM170 144V145H171ZM197 144V143H196ZM213 144H214V142H213ZM233 144V143H232ZM251 144V143H250ZM254 144V143H253ZM252 144V145H253ZM112 145H114L115 146V143L113 142V144ZM128 145V144H127ZM149 144H147V146H148ZM152 145V144H151ZM174 145V144H173ZM199 144H197V147H199L198 146ZM202 145H200V147L202 146ZM244 145V144H243ZM118 146H121V145H118ZM150 146V145H149ZM148 146V147H149ZM176 146L177 145H175V147H174V149L176 148ZM179 146V145H178ZM214 146H215V144H214ZM213 146V147H214ZM180 147V146H179ZM182 147V146H181ZM192 147H194V146H192ZM192 147H190V148H192ZM203 147H204V145H203ZM219 147V146H218ZM264 147V146H263ZM108 148V147H107ZM112 148H113V146H112ZM115 148V147H114ZM116 148H118V147H116ZM189 148V147H188ZM202 148V147H201ZM205 148H207V147H205ZM238 148V147H237ZM244 148V147H243ZM253 148V147H252ZM121 149V148H120ZM170 149H171V147H170ZM173 149V148H172ZM171 149V150H172ZM173 149V150H174ZM217 149H219V148H217ZM250 149H251V146H250ZM173 150H172V154L171 153H168V151H167V154H171L172 155V157L174 156H176V154L178 153H176V149L174 150L175 152V155H174V153H173ZM197 150H198V148H197ZM206 150V149H205ZM252 150V149H251ZM154 151V150H153ZM180 151H182V148H181V150H179V152ZM198 151H200V148H199V150ZM198 151H196L197 152V154H198ZM214 153H216V151L217 150H215L214 149ZM240 151V150H239ZM253 151V150H252ZM161 152V153H162ZM247 152V151H246ZM180 153H182V152H180ZM184 153V156L186 155L185 153L186 152H183ZM201 153V152H200ZM253 153H254V151H253ZM252 152H251V154H253ZM163 154H165L164 152H163ZM167 154H165V157H167L166 155ZM197 154H195V157H196V155ZM179 155V157H181L182 158V155H180V154H178ZM189 155V154H188ZM219 155V154H218ZM258 155V154H257ZM162 156H164V155H162ZM199 156L200 155H198V157L197 158H199ZM222 156V155H221ZM254 156V155H253ZM259 156V155H258ZM55 157V156H54ZM57 157V156H56ZM164 157V158H165ZM187 157V156H186ZM189 157H190V155H189ZM194 157V158H195ZM176 158V157H175ZM188 158V157H187ZM197 158H195V159H192V161L194 160V162L196 163V161L195 160H197ZM203 158H205V157H203ZM225 158V157H224ZM249 158V157H248ZM261 158V157H260ZM58 159V158H57ZM256 159V158H255ZM264 159V158H263ZM147 160V159H146ZM157 160V159H156ZM166 160H167V158H166ZM172 160H174V159H172ZM177 160H178V157H177ZM220 160V159H219ZM218 160V161H219ZM144 161V159H142L141 160V162H143ZM151 161H153V159L151 160ZM159 161V160H158ZM186 161H188L187 159H186ZM190 161V160H189ZM198 161H200V160H197V163H198ZM251 161V160H250ZM261 161H263V160H261ZM149 162V161H148ZM159 162H162V161H159ZM165 162V161H164ZM181 162V161H180ZM259 162V161H258ZM257 162V163H258ZM157 163V162H156ZM179 163V162H178ZM178 163H176V165H178ZM188 163V162H187ZM201 163H203V162H201L200 161V165H201ZM251 163V162H250ZM256 163V164H257ZM260 163V162H259ZM264 163V162H263ZM140 164V167H141V163H139ZM161 164V163H160ZM165 164H166V162H165ZM169 164V161H168V163L166 164V165H168ZM173 164H174V161H173ZM190 164V163H189ZM194 164V163H193ZM199 164V163H198ZM204 164V163H203ZM208 164V163H207ZM207 164H205L204 166H206ZM212 164V163H211ZM216 164V163H215ZM255 164V165H256ZM162 165V164H161ZM161 165H159V167L161 166ZM166 165H163V166H166ZM171 168H168V167H164V168H162V167H158V168H156L155 169V171H153L154 169H152V171L153 172H151L153 175L150 177V176H148L147 175V173H145V175L144 176H146V177H148V179H146L145 180V177L143 176V177H140L139 179H138V182L139 183H137L138 184V186H137V189H136V196H135V191H134V197H136L137 198V200H138V198L139 199H141L142 201L144 200V199H146L147 200V202H148V204L149 205H151L150 203H149V201H148V199H151L152 198V201H153V203L155 202L156 203V205L157 206H155L154 208H155V210H156V208H158L157 210H159V215H160V213H161V216L160 217H162L163 216V221L165 222V223H168V224H170L171 226H172V228L173 229H175L177 232V235H178V233H180L181 232V234H183V236L185 235V238L183 237V240L184 241H186L187 240V242H189L190 244L192 243V244H195L196 242H198V244L196 245V246H199V248L198 249H200V243H199V241H201V243H209L211 246H213V244H214V242H213V240L211 241V240H207V239H209V238H206V240H205V238H204V232L205 231H207L208 229H206L205 231H204V228H197V226L198 225H200V226H204V224H207L208 223V219H207V217H209L210 218V216H212V214L215 212V209H217L216 207H215V198H217L216 197V193H215V191L213 190V187H212V184L214 183H210V182H212V181H215V180H213V178L215 177L214 175L216 174L217 175V173H213V170L210 172V171H208V170H204V171H202V169H203V167H202V169H201V172L200 171H198L197 170V168H196V166H195V168H192V169H195V170H197L198 172H193V171H195V170H192L189 166V168H186V167H179V168H177L176 167V165L174 164V167H172L173 165H172V162H171ZM186 165V164H185ZM184 165V166H185ZM188 165V164H187ZM186 165V166H187ZM213 165V164H212ZM228 165V164H227ZM152 166H154V163H153V165ZM152 166H149V168H148V170L150 169V168H152ZM193 166V165H192ZM208 166V165H207ZM206 166V167H207ZM216 166V165H215ZM223 166V165H222ZM257 166V165H256ZM139 167V166H138ZM194 167V166H193ZM200 167V166H199ZM226 167V164H224V168ZM231 167H233V166H231ZM96 168V167H95ZM133 168H135V165L133 166ZM212 168V167H211ZM224 168H221V169H224ZM72 169V168H71ZM85 169V168H84ZM97 169V168H96ZM102 169V168H101ZM106 169H107V167H106ZM138 168H136V170H137ZM143 169V170H142ZM213 169H215V168H213ZM227 168H225V170H224V172L225 171H227L226 170ZM139 170V169H138ZM143 171L144 172V167L142 168L141 167V169L139 170V172L140 171ZM147 169H145V171H146ZM231 170V169H230ZM100 171V170H99ZM150 171V170H149ZM220 171V170H219ZM222 171V170H221ZM233 172H236L234 169L232 170ZM148 172V171H147ZM214 172H216L215 170H214ZM223 172V171H222ZM229 172V171H228ZM239 172V171H238ZM73 173V172H72ZM88 173V172H87ZM142 173V172H141ZM150 172L148 173V174H151ZM255 173H256V170H255ZM66 174V173H65ZM137 174H138V171H137ZM227 174V173H226ZM229 174H230V172H229ZM233 173L231 172V175H232ZM236 174H237V172H236ZM239 175H241V173H238ZM243 174V173H242ZM259 174V173H258ZM68 175V174H67ZM85 175V174H84ZM89 175V174H88ZM99 175V174H98ZM251 175L253 176V174L252 173H250V177H251ZM77 176V175H76ZM137 176V175H136ZM227 176H229V175H227ZM234 176H235V174H234ZM80 177V176H79ZM78 177V178H79ZM138 177V176H137ZM216 177H218V176H216ZM215 177V178H216ZM224 177V176H223ZM226 177V176H225ZM239 177V176H238ZM242 177H243V175H242ZM241 176H240V179L242 178ZM222 178V177H221ZM235 178H237V177H235ZM244 178L246 179V178H249V177H245L244 176ZM89 179V178H88ZM219 179V178H218ZM258 179H260V178H258ZM207 180V181H206ZM237 180H238V178H237ZM242 180H244V179H242ZM229 181V180H228ZM227 181V182H228ZM239 181H241V180H239ZM249 181H251L250 180V178H249ZM249 181H247V182H249ZM254 181V180H253ZM65 182V181H64ZM238 181H236V183H237ZM244 182V181H243ZM246 182V181H245ZM244 182V183H245ZM255 182V181H254ZM254 182H253V184H254ZM258 182V181H257ZM128 183H130V182H128ZM215 183H218V181L217 182H215ZM239 183V182H238ZM224 184V183H223ZM233 184V183H232ZM241 184V183H240ZM252 184V183H251ZM19 185V184H18ZM21 185V184H20ZM248 185V184H247ZM259 185V184H258ZM258 185H256V187L258 186ZM224 186V185H223ZM226 186H227V184H226ZM237 186V185H236ZM241 186V185H240ZM229 187H231V186H229ZM234 187H235V185H234ZM244 187V186H243ZM247 187V186H246ZM255 187V188H256ZM215 188V187H214ZM219 188V187H218ZM224 188V187H223ZM228 188V187H227ZM31 189V188H30ZM225 189V188H224ZM239 189V188H238ZM241 189V188H240ZM249 189V188H248ZM259 189V188H258ZM72 190V189H71ZM97 190V189H96ZM123 190V189H122ZM130 190V189H129ZM133 190H135L134 188H133ZM246 190H247V188H246ZM251 190H252V187H251ZM257 190V189H256ZM120 191V190H119ZM149 191V192H148ZM208 193H207V192ZM237 191H239V190H237ZM248 191V190H247ZM250 191V190H249ZM24 192V191H23ZM30 192V190L27 192V193H29ZM34 192V191H33ZM217 192H219V191H217ZM235 192V191H234ZM242 192H243V190H242ZM251 192V191H250ZM256 191L254 190V194L253 195H251V196H248V195H246V198H244L245 200H247V199H252L253 201L256 199V198H258L259 199V197L260 196H258L259 194L257 193H255ZM258 192H260V191H258ZM222 193H224V192H222ZM237 193V192H236ZM235 193V194H236ZM239 193H241V192H239ZM252 193V192H251ZM119 194V193H118ZM150 194H152V195H150ZM121 195V194H120ZM147 195H149L148 197H146ZM230 195V194H229ZM260 195H262V193H260ZM45 196V195H44ZM76 196V195H75ZM218 196H220V195H218ZM240 196V195H239ZM69 197V196H68ZM151 197V198H150ZM204 197H210V203H208V205H206V203H203V204H205V205H202V201H203V198ZM236 197V196H235ZM90 198V197H89ZM261 198V197H260ZM263 198V197H262ZM261 198V199H262ZM38 199H39V197H38ZM88 199V198H87ZM237 199V198H236ZM243 199V200H244ZM42 200V199H41ZM136 200V201H137ZM140 200V201H141ZM206 200H208V199H206ZM206 200H205V202H206ZM260 200V199H259ZM264 200V199H263ZM123 202V201H122ZM144 202V201H143ZM142 202V203H143ZM204 202V201H203ZM229 202H231V201H229ZM248 202H250L251 203V201H248ZM29 203V202H28ZM141 203V202H140ZM141 203V204H142ZM159 204V205H158ZM239 204V203H238ZM244 204V203H243ZM246 204V203H245ZM145 205H147L146 203H145ZM248 205V204H247ZM152 206V205H151ZM234 206V205H233ZM240 206V205H239ZM250 206V205H249ZM22 207V206H21ZM87 207V206H86ZM153 207V206H152ZM76 208V207H75ZM78 208V207H77ZM140 208H142V207H140ZM144 208V207H143ZM234 208V207H233ZM250 208V207H249ZM146 209V208H145ZM230 209V208H229ZM252 209V208H251ZM82 210V209H81ZM143 210V209H142ZM250 210V209H249ZM110 211V210H109ZM151 211V210H150ZM219 211V210H218ZM232 211V210H231ZM252 211H253V209H252ZM80 212V211H79ZM84 212V211H83ZM152 212V211H151ZM223 212V211H222ZM233 212V211H232ZM250 212V211H249ZM109 213H111V212H109ZM147 213H148V211H147ZM146 213V214H147ZM157 213V214H158ZM220 213V212H219ZM152 214V213H151ZM148 215V214H147ZM150 215V214H149ZM148 215V217H150ZM159 215H156V216H159ZM193 215V216H192ZM225 215H227V214H225ZM249 215V214H248ZM253 215V214H252ZM145 216V215H144ZM152 216V215H151ZM255 216V215H254ZM226 217V216H225ZM248 217V216H247ZM117 218V217H116ZM198 218V219H197ZM236 218V217H235ZM258 218H260V216L258 217ZM115 219V218H114ZM118 219V218H117ZM148 219V218H147ZM153 219V218H152ZM158 219V218H157ZM193 219V220H192ZM194 219H196V220H198V221H196L195 222V220ZM227 219L228 218H226V221H227ZM230 219H231V217H230ZM116 220V219H115ZM149 221L151 220V219H148ZM159 220H161V221H159V222H161L162 224H163V221H162V218H160ZM253 220V219H252ZM252 220H251V222H252ZM146 222H148V221H146ZM199 222V223H198ZM219 222V221H218ZM217 222V223H218ZM256 221L254 220V222H253V224H251V228H252V226L253 225H255L254 223H255ZM149 223V222H148ZM151 223V222H150ZM149 223V224H150ZM155 223V222H154ZM157 223H158V221H157ZM229 223V222H228ZM148 224V225H149ZM159 224V223H158ZM157 224V225H158ZM196 224V225H195ZM214 224V223H213ZM237 224V223H236ZM242 224V223H241ZM245 224V223H244ZM244 224L243 225H241V226H244ZM247 224V223H246ZM245 224V225H246ZM146 226H148L147 225V223L145 224ZM156 225V224H155ZM154 225V226H155ZM156 225V226H157ZM166 225V224H165ZM239 225V224H238ZM248 225V224H247ZM247 225H246V227H247ZM256 225H257V223H256ZM145 226V227H146ZM154 226H152V224H151V227H154ZM168 226V225H167ZM171 226H170V228H171ZM230 226V225H229ZM233 226V225H232ZM250 226V225H249ZM248 226V227H249ZM143 227V226H142ZM161 227H163V225L161 226ZM160 227V228H161ZM215 227L216 226H212V227H209V228H214L215 229ZM245 227V226H244ZM243 227V228H244ZM245 227V228H246ZM140 228V227H139ZM157 228V227H156ZM171 228V229H172ZM219 228V227H218ZM256 228V227H255ZM138 229V228H137ZM172 229V231H174ZM212 229H210V230H212ZM213 229V230H214ZM239 229H242V228H239ZM254 229V228H253ZM136 230V229H135ZM203 231V233H202V231ZM210 230H208V231H210ZM215 230H217V229H215ZM244 230H246V229H244ZM138 231V230H137ZM220 231V230H219ZM222 231V230H221ZM231 231V230H230ZM247 231V230H246ZM261 231H263V230H261ZM215 232V231H214ZM232 232V231H231ZM238 232V231H237ZM237 232H236V234H237ZM240 232V231H239ZM245 232V231H244ZM241 233H243V232H241ZM251 233V232H250ZM205 234H207L208 235V233H205ZM232 234V233H231ZM234 234V233H233ZM174 235H175V231H174ZM187 235V236H186ZM203 235V236H202ZM223 235H225L226 236V234L224 233ZM228 235V234H227ZM240 235V234H239ZM260 235V234H259ZM141 236V235H140ZM172 236V235H171ZM179 236H180V234H179ZM224 236V237H225ZM232 236V235H231ZM234 236L236 237L237 235H235L234 234ZM241 236V235H240ZM240 236H239V238H240ZM194 237V238H193ZM228 237H229V235H228ZM256 237V236H255ZM263 237V236H262ZM172 238H174L175 239V236L174 237H172ZM177 238V237H176ZM244 238H246V237H244ZM243 238V239H244ZM259 238V237H258ZM150 239V238H149ZM178 239V238H177ZM197 239L199 240V241H197ZM232 239V238H231ZM234 239V238H233ZM255 239V238H254ZM190 240H192V241H190ZM220 240V239H219ZM226 239L224 238V241H225ZM238 240V239H237ZM256 240V239H255ZM172 241H174V240H172ZM211 241V242H210ZM222 241V240H221ZM227 241V240H226ZM236 241V240H235ZM251 241V240H250ZM253 241V240H252ZM251 241V242H252ZM263 241H264V239H263ZM177 242V241H176ZM220 242V241H219ZM228 242V241H227ZM227 242H225L226 244H227ZM230 242H232V241H229V243ZM238 242V241H237ZM174 243V242H173ZM216 243V242H215ZM221 243H223V242H221ZM241 243V242H240ZM253 243H254V241H253ZM260 243H261V241H260ZM263 243V242H262ZM181 244V243H180ZM188 244V243H187ZM208 244V245H209ZM217 244V243H216ZM235 244V243H234ZM243 244H245V242L243 243ZM203 245V244H202ZM207 245V244H206ZM207 245V246H208ZM215 245V244H214ZM228 245H230V244H228ZM231 245H232V243H231ZM183 246V245H182ZM190 246V245H189ZM195 246V245H194ZM227 246V245H226ZM206 247V246H205ZM214 247V246H213ZM212 247V248H213ZM217 247V246H216ZM233 247V246H232ZM243 247V246H242ZM184 248V247H183ZM208 248V247H207ZM212 248L211 247H209V249H208V251L211 249L212 250ZM178 248H176V249H174V251L175 250H177ZM189 250V249H188ZM191 250V249H190ZM201 250V249H200ZM214 250H215V248H214ZM205 251V250H204ZM175 253V252H174ZM194 253V252H193ZM191 255V254H190ZM194 256V255H193ZM188 257V256H187ZM177 259H178V257H177ZM208 259V258H207ZM206 259V260H207ZM184 260V259H183ZM208 264V263H207Z\"/></svg>", "mask_w": 264, "mask_h": 264}, {"label": "clouds", "instance_id": "obj_3", "mask_svg": "<svg viewBox=\"0 0 264 264\" xmlns=\"http://www.w3.org/2000/svg\"><path fill=\"white\" fill-rule=\"evenodd\" d=\"M105 0H76V3L84 8L99 7L103 5ZM31 8L46 16H58L63 10L62 0H28ZM140 33L132 31L129 33V39H138ZM22 163V162H20ZM20 163L17 167H20ZM51 170L47 167L39 169L38 174L49 175ZM111 200L110 194H105L98 198L86 211V234L84 241L87 246L96 253V261H103L105 256L113 257L120 251L118 246L122 245L119 234L113 235V220L111 217L105 216L103 210L106 208L107 203ZM107 242V247L101 246ZM145 253L143 250L128 261V264H144Z\"/></svg>", "mask_w": 264, "mask_h": 264}, {"label": "crops", "instance_id": "obj_4", "mask_svg": "<svg viewBox=\"0 0 264 264\" xmlns=\"http://www.w3.org/2000/svg\"><path fill=\"white\" fill-rule=\"evenodd\" d=\"M15 3V4H14ZM31 6L28 0H0V45L9 44L13 38V28L20 25L36 12H30ZM19 10V12H16ZM22 70L11 68L0 71V85L8 81L9 85L0 87V112L10 108L9 105L18 103L22 93L19 82L22 79ZM21 78V79H20Z\"/></svg>", "mask_w": 264, "mask_h": 264}, {"label": "built area", "instance_id": "obj_5", "mask_svg": "<svg viewBox=\"0 0 264 264\" xmlns=\"http://www.w3.org/2000/svg\"><path fill=\"white\" fill-rule=\"evenodd\" d=\"M55 243H56V245H60L61 244V240L60 239H57L55 241ZM53 260H54V264H58V258L57 257H55Z\"/></svg>", "mask_w": 264, "mask_h": 264}, {"label": "water", "instance_id": "obj_6", "mask_svg": "<svg viewBox=\"0 0 264 264\" xmlns=\"http://www.w3.org/2000/svg\"><path fill=\"white\" fill-rule=\"evenodd\" d=\"M20 2H23L24 0H19Z\"/></svg>", "mask_w": 264, "mask_h": 264}]
</instances>
